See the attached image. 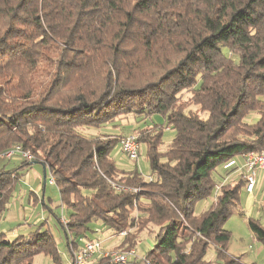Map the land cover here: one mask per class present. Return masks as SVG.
<instances>
[{
	"label": "trees",
	"instance_id": "trees-1",
	"mask_svg": "<svg viewBox=\"0 0 264 264\" xmlns=\"http://www.w3.org/2000/svg\"><path fill=\"white\" fill-rule=\"evenodd\" d=\"M154 114L166 126L137 132L148 177L112 158L123 136L89 131ZM167 127L176 135L163 151ZM14 144L33 159L0 168V221L24 169L42 163L67 211L68 223L59 221L68 244L101 223L121 244L132 235L124 250L152 233L151 264H207L211 245L218 261L246 264L229 255L224 227L246 181L218 183L213 172L264 150V0H0V155ZM42 226L14 237L0 230V264H33L41 253L59 263ZM249 226L264 243V226Z\"/></svg>",
	"mask_w": 264,
	"mask_h": 264
},
{
	"label": "rangeland",
	"instance_id": "rangeland-1",
	"mask_svg": "<svg viewBox=\"0 0 264 264\" xmlns=\"http://www.w3.org/2000/svg\"><path fill=\"white\" fill-rule=\"evenodd\" d=\"M188 95V93H185L184 97L186 98ZM203 115L205 116V114ZM258 119L259 114L256 112H252L246 117V121L249 123H255ZM148 125L166 126L164 117L161 114H154L151 118L141 119L139 123L138 121L134 122L132 120L130 122L128 120L123 121L120 126L107 124L100 128H91L89 131L93 135H103L105 138H110L116 137L115 135L118 134L124 136L128 133H137L141 128ZM175 135L176 131L172 128L167 127L163 130V144L161 146L163 151L172 143ZM111 156L121 170L131 171L137 168L146 177L152 174L147 147L143 143L140 145V156L137 159H131L124 153L120 148V144L112 150ZM234 159L240 166L244 162L242 156H236ZM23 160L19 156L8 159L0 155V168L7 170L18 168ZM44 174L42 163H35L25 168L23 175L16 183L14 195L9 202L5 216L0 221V229L4 228L8 233L16 230L18 235H28L43 223L42 227L50 229L55 237L61 260L56 263L51 256L41 253L34 257L33 264H68L72 257L73 247L68 244L64 228L59 221L60 218L62 220L64 215L67 216V211L61 205L60 192L57 185L51 181L50 171L47 169L46 176ZM213 177L218 183L234 182L241 178V171L236 167L224 168L223 164L216 168ZM240 196L241 207L234 210L224 225L231 232L228 253L233 257H241V261L246 264H264V243L256 238L249 226L250 218L264 226V174L262 177H257V184L252 192H248L246 185H244ZM214 199L215 194L213 192L210 197L197 203L196 211L202 213L208 210ZM137 214V212H134L133 216ZM61 222L65 224L63 221ZM137 230L134 227L126 231L128 234V232H137ZM139 234L136 251L138 256L143 257L154 247L153 234L146 230ZM87 235L90 239H101L102 246L105 249L123 248L122 250H124L126 247L131 246L133 241L131 239L132 235H130V241L121 244L123 239L101 223H93L92 230ZM217 251L215 245L209 246L205 257L207 264H224L218 261Z\"/></svg>",
	"mask_w": 264,
	"mask_h": 264
},
{
	"label": "built area",
	"instance_id": "built-area-1",
	"mask_svg": "<svg viewBox=\"0 0 264 264\" xmlns=\"http://www.w3.org/2000/svg\"><path fill=\"white\" fill-rule=\"evenodd\" d=\"M120 148L131 159H137L140 156V143L137 133H128L124 135L120 141ZM2 156L12 159L15 156H19L24 160L31 161L33 154L30 150H26L20 144L12 146L5 151ZM244 159L243 164L240 166L233 158L224 164V168L236 167L241 171V178L246 181V189L248 192H252L257 184L258 172L264 171V150L260 152H249L242 156ZM53 183L55 179L52 176ZM119 188V187H118ZM62 221L67 224L68 219L65 215L62 217ZM127 234L124 230L121 235ZM75 240V239H74ZM70 240V244L73 247L72 257L68 264H92L96 257L105 258L110 264H127L136 259H144L147 264H151L145 256L140 257L137 255L136 247H132L126 250L111 248L105 249L102 246L101 239H90L87 235L80 236L75 242ZM155 244L153 243V246Z\"/></svg>",
	"mask_w": 264,
	"mask_h": 264
},
{
	"label": "crops",
	"instance_id": "crops-1",
	"mask_svg": "<svg viewBox=\"0 0 264 264\" xmlns=\"http://www.w3.org/2000/svg\"><path fill=\"white\" fill-rule=\"evenodd\" d=\"M25 170V169H24ZM263 174H264V171H262V172H258V174H257V177L259 176V177H262L263 176ZM1 230V229H0ZM2 230L3 231H6V229H4V228H2ZM7 232V231H6ZM8 233V232H7ZM8 235L10 236V237H12V236H14V235H18V232L15 230V231H13V232H11V233H8Z\"/></svg>",
	"mask_w": 264,
	"mask_h": 264
},
{
	"label": "water",
	"instance_id": "water-1",
	"mask_svg": "<svg viewBox=\"0 0 264 264\" xmlns=\"http://www.w3.org/2000/svg\"><path fill=\"white\" fill-rule=\"evenodd\" d=\"M44 171H45V174L44 175L46 176V169L45 168H44Z\"/></svg>",
	"mask_w": 264,
	"mask_h": 264
}]
</instances>
